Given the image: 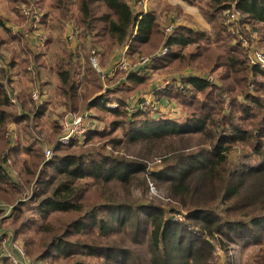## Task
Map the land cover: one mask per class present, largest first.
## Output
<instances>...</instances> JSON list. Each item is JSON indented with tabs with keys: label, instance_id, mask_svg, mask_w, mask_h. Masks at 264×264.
<instances>
[{
	"label": "trees",
	"instance_id": "trees-1",
	"mask_svg": "<svg viewBox=\"0 0 264 264\" xmlns=\"http://www.w3.org/2000/svg\"><path fill=\"white\" fill-rule=\"evenodd\" d=\"M183 1L197 2L212 22L223 11L234 10L240 16L239 34L248 40L260 34L264 43V0ZM7 2L15 13L20 4H35L28 0ZM50 6L51 17L58 14L60 21H67L65 0H53ZM100 7L104 12L97 16ZM19 18L25 27L16 42L22 51L32 54L28 46L31 22ZM3 22L0 16V29L7 35ZM71 22L83 33L85 65H79L74 49L55 67L66 110L77 108L79 100L87 101L89 107L108 112L115 120L107 132L99 126L90 130L80 147L54 148L52 158L45 161L40 148L44 138L36 131L44 104L36 106L27 97L22 104L26 113L18 115L9 103L11 81L5 70L12 61L0 69V137L8 147L5 133L10 123L21 126L28 136L27 142L21 143L27 145L28 160L20 170L15 168L19 183L5 166V159L0 160V200L16 204L6 217L13 219L15 236L22 234L27 224L19 221L26 204L17 197L24 186L30 190L27 202L35 205L41 218H66L56 227L61 228L60 234L48 243L37 237L25 241L27 255L44 261L61 258L71 264H89L82 260L85 257L99 264H218L217 247L226 253L230 245L242 240L262 245L264 69L248 65L246 50L240 44H230L222 22L218 29L226 38L222 46L215 47L206 33L182 26L164 35L153 13L134 12L128 0H78V14ZM96 38L100 39L97 44L105 45L106 54L113 47L124 46L128 56L149 54L162 45L168 52L152 69L167 68L166 72L183 66L176 63L182 59L179 51L193 47L189 58L198 61V71L206 76L189 75L155 94L156 100L166 99L180 109L181 116L174 119L144 110L129 113L130 98L146 89L148 80L134 72H118L113 83L119 81L115 91L122 96L114 99L116 108L107 109L112 92L88 101V88L101 87L100 77L88 61ZM2 44L0 36V47ZM27 66L33 63L24 68ZM81 88L82 94H77ZM55 127L56 138L58 120ZM118 130L121 135L116 136ZM244 147H252L250 154ZM237 150L241 152L238 156L233 154ZM16 151L14 147L12 152ZM149 179L166 195L165 203L145 198ZM137 189L140 197L134 200ZM179 212L183 213L182 222L176 218Z\"/></svg>",
	"mask_w": 264,
	"mask_h": 264
},
{
	"label": "rangeland",
	"instance_id": "rangeland-1",
	"mask_svg": "<svg viewBox=\"0 0 264 264\" xmlns=\"http://www.w3.org/2000/svg\"><path fill=\"white\" fill-rule=\"evenodd\" d=\"M24 1H26V0H24ZM31 1L37 2L36 4H33V5L36 8H38V9H36L37 11L41 12V14H43V16L44 15L46 16L45 18H46V21L48 22L51 19V18H48V16L54 14V13H52V10L50 9V7H51L50 4H51V2H53V0H28V2H31ZM128 1H129V4L131 5V7L133 8L134 12H137V13L141 12L138 10L139 7H135V5L133 4V2L131 0H128ZM65 2H66V6L68 8L67 21H64V20H62L61 22L59 21L58 24L56 25L55 30L51 31L52 33L54 32L53 35L51 34L53 40H56V38H58L56 36V34L60 33L62 35V33L64 31V25H66V24L69 25L70 23H73L71 21L74 20V18H76L77 14H78V0H65ZM153 5L156 9L158 8L156 3H154ZM197 6H199V4H197ZM96 7H97V5H95L93 8H96ZM199 8L201 9L200 6H199ZM157 10H159V9H157ZM7 11L8 10L5 9V5L1 4L0 13L1 12L7 13ZM103 12H104V8L100 7L98 10L95 11V14L97 16H100ZM162 13H165V12H160V14H159L160 18L162 19V25H160V29H161V31L163 30L164 35H167L164 32L165 28L167 27L166 24H168V22H167L168 20L164 18L167 14L165 15ZM166 13H168V12L166 11ZM15 14L18 17L17 20H18L19 24L21 25L22 21L19 18L20 16H18V13H15ZM57 15L58 14H56L54 16L55 20L57 19ZM159 16H158L159 20L157 19L158 24H159V21L161 22ZM46 21L44 23L45 27L47 26ZM221 22L223 24L222 13H221ZM8 31H9V33L6 35V33L4 32V29L1 28L0 29V36L2 37V34L3 35L5 34L8 38L9 37L14 38L12 40L16 42L17 38H19V36L16 35V31H11L10 29H8ZM226 33L230 36V39L233 38V35L231 33H229L228 31ZM82 35H83V33H82ZM257 35H258V40H259L258 47L264 52V43L261 40V35L260 34H257ZM64 40L66 42L65 36H64ZM98 40L100 41L99 38L95 39V45H94L95 49L97 51H100V52L102 50L104 51L105 45L103 46L102 44H100V42H99V44H97ZM102 40H105V39L102 38ZM62 44H63V46L65 45L64 41ZM66 44H68V43L66 42ZM81 46H82V44H81ZM163 48H166V47L160 45L157 48V50H155L154 52H151L149 54H138V55L130 54L128 57V61L130 63H136L137 60L140 58V56L141 57H148L150 55L158 53ZM118 49H120V47H118V48L113 47L112 52H114ZM42 50L43 49H41V48L39 49V51H42ZM80 50H81V47H80ZM171 50H173V51L177 50L175 52H178L177 48H171ZM193 51H194L193 47L188 48L186 50L179 51V54L182 55V59L177 61L176 63L183 65V66L176 68V69H172V70L175 72H182L180 74H183L184 72H186L184 70L193 71L194 73L199 72L198 71V69H199L198 65L196 64L198 61H194L193 59L189 58V55H188L189 53H191ZM118 53L119 52H117V54ZM110 54L109 53L106 54V52H105V54H104V62L105 63L100 62V67H101L102 71H105L104 65H106L105 68H108V67H111L114 65V64L113 65L109 64L108 58H109ZM5 55H7V54L5 53ZM107 70H110V68ZM169 72H171V71H169ZM218 73H220V71L215 73L214 76H217ZM50 74H51V71H46L43 74V76L47 77ZM203 75H205V74L203 73ZM26 76H29V75H26ZM113 79L105 80L104 82H102L100 80L101 81V83H100L101 87L100 88L99 87H96L94 89L88 88V91H89L88 101L92 102V100H94V98L96 96L106 95L107 92H112L110 95L111 99L109 100L108 104L116 103L114 99H116L117 97L122 96V95L115 91L117 89L115 87L118 86L119 81L117 80V82L113 83V81H114ZM158 79H161V77H158ZM45 86H47L46 87L47 90H50V97H49L50 99H48L47 106H44L43 115H41V117L39 119H37L38 121H36V124H37L36 131L40 133V136H42V138H44L43 141L42 140L40 141L41 142V146H40L41 152H44V149H45L44 144L46 146H53L54 145L55 140H56L55 133L57 132V128L55 126H56L57 120H58L60 112H61L60 110L62 108L68 109L66 106H64V102L62 101V99L59 95V92L57 91V87H55L54 91L51 89L53 87V84L49 82V79H47V83H46V85H43V88ZM82 92H83V89L81 88L80 90H78L77 94H82ZM254 94L255 95L258 94L260 96L259 93H254ZM133 97L134 96H132L131 98H133ZM238 101L243 102L241 98L238 99ZM87 103H88L87 101L84 102V101L79 100L77 102V108H72V109L77 110L76 112H79V113H82L84 111H89L93 115V117H95L97 123L99 122L98 126L101 127L100 130L101 131L104 130L103 132H107L110 129V123L113 122L115 120V118L112 115H110L108 112L106 113V112L98 111L96 109V107H91V106L89 107ZM170 103L172 105H174L173 102H170ZM92 104L94 105V103H92ZM174 106H176V105H174ZM107 109H113V108L110 107ZM164 111H165V113L163 114L164 116H171L172 118H176V117L179 118L181 116L179 108H178V110L172 108V109H170L169 112L167 111L166 108H164ZM115 135L116 136L121 135V131L118 130ZM0 136H1V134H0ZM26 146L27 145H22L21 142L18 141V143L16 144V147H15L18 151H16V153L14 154L12 152L13 149H8V147L5 146V141L3 140V138L0 139V160L3 158L6 160V152L11 153L13 165H12V169L9 171L11 173V176L15 179V181L17 183H19V179H18V172H16L15 168L20 170L19 167H21L23 161L28 160V159H26L27 158V152H25ZM251 151H252V147H250V148L244 147V152H246V154H250ZM233 154H236L238 156L239 154H241V152L239 150H237ZM248 160L246 162H248ZM42 161H43V158H42ZM149 169L152 170V167H150ZM26 180L28 181V177ZM148 184H149L148 185L149 189L146 192L145 198L151 199V200L153 199L154 202L165 203L166 202V198H165L166 195L163 194L161 192V190L159 191L155 187V184L151 179H149ZM29 197H30V190L27 187L25 188L23 186V193L17 198H18L19 202H24V204H26V206H24V208H22L23 212H24L23 213V219L21 221H19V223L23 222L24 224H27V225L22 229V231H21L22 234H20L19 236H15V234H14V230H15L14 228L15 227L12 224L13 219H11L10 217H5L3 213L0 214V232H2V234L4 235L5 238H8L10 235H12L13 240L20 243L24 247L25 251H27L26 246H25V241H26V243L32 242L34 240V238L37 237V239H39L41 242L48 243L54 236H57L58 234H60L61 228L57 229L56 227L61 225V223H62L61 220L66 219L65 217H62L60 215H52V216H49L47 218H41L39 213L35 209L36 208L35 205L33 203L27 202ZM133 197H134L133 198L134 200H136L138 197H140L138 189L135 190V192L133 193ZM25 202H27V203H25ZM0 205H4L5 207H12L16 204H13L12 202H7L5 200L4 201L0 200ZM177 210H180L183 212V210L180 207H177ZM10 212H11V210L8 212V214ZM182 212H179L176 214V218L179 222H182V217H181L183 214ZM64 224H62V226ZM27 256H28V258H30L32 260H37L31 256L29 257V254ZM215 258H216V261L218 262V264H264V235H263L262 245L248 243L245 240H242L236 244L230 245L227 248L226 253L221 251L217 247L216 252H215ZM82 260H85V262L89 263V264H99V262L97 260H94L92 258L85 257ZM38 261H41V264H69L70 263L69 261H64L61 258H59V259H53L52 258L51 261H49V260H45V261L44 260H38Z\"/></svg>",
	"mask_w": 264,
	"mask_h": 264
},
{
	"label": "crops",
	"instance_id": "crops-1",
	"mask_svg": "<svg viewBox=\"0 0 264 264\" xmlns=\"http://www.w3.org/2000/svg\"><path fill=\"white\" fill-rule=\"evenodd\" d=\"M0 1H1L0 7H1V4H4L5 9L8 10L7 13L6 12L0 13V16L4 19L3 24L5 28L10 29L11 31H16V35H17L23 29V26L25 27V25L23 22H21L22 26L19 24L17 20L18 17L13 11L9 9L7 0H0ZM36 3L37 2H35V4ZM154 3L157 4V7H158L157 9L159 10H157L154 7L153 5ZM197 4H198L197 2L189 4L183 0H147L144 7L139 8L138 10L141 11L142 13H153L156 16V19H158L160 12H165L162 14H165V15L167 14L164 17L165 19L168 20L167 21L168 24H166L167 27L172 26L173 28H176L178 26H182V27H185L193 31L204 32L209 36V43L211 46L213 47L222 46L221 44L223 43V40L226 38V35L221 34L218 29L219 25L221 24V15L217 17V19H215L213 22L209 21L203 15V13L201 12V9L199 8V6H197ZM30 6H32L30 7L31 9H35V10L38 9L31 3H30ZM166 11L168 13H166ZM48 18H51V19L48 22L46 21L47 26L45 27L44 24L41 23V27L38 28L41 31L40 34L45 38V42L43 46L40 47V45L35 42L37 38L36 37L31 38V33L29 32L28 46L31 49L32 54H29L27 51L25 52L22 51L18 43L15 41L8 42V37L5 34L4 35L2 34L3 44L0 47V60H3L6 63H8L10 60L13 63L11 66H8V68L5 70L8 71L7 72L8 77L11 81L10 89H9L10 95H12L16 100V103L11 104V105L13 106V110L18 115H24L26 113V111L22 108V104L24 103L25 99H27V97L31 99L30 92L33 90H37L40 93V95L42 96V99L44 100V103H43L44 106H47L48 99H50L49 98L50 90H47L46 88L47 86L43 88V85H46L47 79H49V82L53 84V87L51 89L54 91L55 87H57V91H58L59 79L55 72V67L58 61L64 58L66 53L74 51V45L66 44L64 40V36L66 35L69 26H71V24H74V23H70L69 25L67 24L64 25V31L62 35L60 33L56 34L58 38H56V40H53L52 35L54 32L52 33L51 31L55 30L56 25L58 24L60 19L57 18L55 20L54 16L52 17L48 16ZM160 20L161 22L159 21V25H162V19L160 18ZM229 40H230V44H233L232 39L229 38ZM63 41L65 43L64 46L62 44ZM40 48L43 50L39 51ZM88 48H89V45L86 44V50H88ZM126 49L127 47L124 46L112 52L108 58L109 64L113 65L117 61H119L121 58L122 52ZM74 52H76V50ZM117 52L119 53L117 54ZM5 53L7 55H5ZM104 54L105 52L102 50L100 52V56H101L100 62L102 63L104 62ZM77 55L79 56V59H78L79 65L81 67L82 66L84 67L85 60L82 56L83 53L82 54L77 53ZM128 57L129 56H127V58ZM27 61L32 62L33 66H27L26 68H24L25 64L28 63ZM105 66L106 65H104V69H105L104 72H108L107 69H109L110 67L107 66L108 68H105ZM32 67H33V72H29L27 68H32ZM166 69L167 68H163L159 70H154L152 68L151 69H148V68L141 69L140 76L143 78H147L148 86L146 89L135 93V95H133L134 97L130 99L129 104L130 103L132 104L137 99L142 100L144 95H150L155 90L162 88L163 84L166 81L171 82V84L174 85V84H179L182 78H185L189 75L194 74L200 77L206 76V75H203L202 73H199V72L194 73L193 71H188V70H184L186 72H184L183 74H180L182 72H175V71L166 72L165 71ZM46 71H51V74L48 75L47 77L43 76V74ZM26 75H29V76H26ZM158 77H161V79H158ZM107 80H110V79H107ZM165 102H166V99H160L157 102V103H161V105L157 107L158 114L163 115L165 113L164 111ZM175 107L177 108V106ZM60 111H61L60 112L61 114L62 112L66 111V109L62 108ZM168 117L172 118L171 116H168ZM8 129L14 130L15 138H16V140L13 141V143L10 140V144L8 146L10 147V149H13L14 147H16V144L18 143V141H20L22 144L27 142L28 136L25 133V131L23 132V128H21V126L16 125L14 123H10L7 125L6 131ZM45 147L47 146L44 144V148Z\"/></svg>",
	"mask_w": 264,
	"mask_h": 264
},
{
	"label": "built area",
	"instance_id": "built-area-1",
	"mask_svg": "<svg viewBox=\"0 0 264 264\" xmlns=\"http://www.w3.org/2000/svg\"><path fill=\"white\" fill-rule=\"evenodd\" d=\"M135 7L143 8L147 0H131ZM32 6H27L25 4H20L18 6V15L29 19L32 26L31 38L36 37L35 42L41 46L44 45L45 38L40 34L41 31L38 29L41 27V19L43 14L41 12L31 9ZM223 25L226 30L233 35L232 41L233 44H240L246 50V60L250 67H259L264 69V52L258 47V38L255 35L250 36L248 40L243 35L239 34L238 22L240 16L234 10H225L222 12ZM173 30L172 26L165 28L164 32L166 34L171 33ZM66 42L68 44L74 45L76 53L80 54V47L82 44V31L75 25L71 24L68 31L65 35ZM88 61L89 66L92 70L96 71L101 79L105 81L115 77V74L118 72H134L136 76L141 77V69H151L154 63L161 57L167 54L168 49L163 48L158 53L150 55L148 57H141L137 60L136 63H130L127 58V52L124 50L122 52L121 58L113 66L110 67L108 72L102 71L100 67V51H97L95 48H89ZM6 68V62L0 60V69ZM29 72H33V68H27ZM171 82L166 81L162 88L155 90L150 95H144L142 100L137 99L132 104L128 106L129 113H133L139 110L149 111L151 113L157 112V107L161 103H157L159 100H156L155 94L158 90L165 89L170 87ZM30 97L36 106H42L44 100L37 90L30 92ZM157 101V102H156ZM9 103L15 104V98L9 94ZM116 108V103L107 104V108ZM164 107L170 111V109H177L174 105L170 104L168 101L165 102ZM178 110V109H177ZM59 133L56 137L55 143L53 146H47L44 149V159L48 161L52 158L54 153V148L56 147H67L71 144H75L77 147L84 145L86 135L90 130H95L98 128V123L89 111H84L82 113L66 110L62 112L58 118ZM5 136L13 141L16 140L14 130L8 129L5 133ZM10 149V147H8ZM12 155L10 152H6L5 166L7 169L11 170L13 165ZM0 210L3 211L4 216L8 215V212L11 210V207H5L0 205ZM41 264V261L32 260L28 258L24 247L13 240L12 235L8 238H5L2 232H0V264Z\"/></svg>",
	"mask_w": 264,
	"mask_h": 264
}]
</instances>
